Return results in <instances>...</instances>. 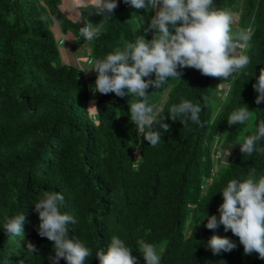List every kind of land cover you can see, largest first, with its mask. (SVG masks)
Here are the masks:
<instances>
[{
  "label": "trees",
  "instance_id": "obj_1",
  "mask_svg": "<svg viewBox=\"0 0 264 264\" xmlns=\"http://www.w3.org/2000/svg\"><path fill=\"white\" fill-rule=\"evenodd\" d=\"M118 5L105 30L88 42L89 62L134 42V16L143 24L148 20L144 10L123 0ZM214 5L235 8L237 22L253 27L245 50L251 62L227 81L180 70V79L153 105L163 107L167 117L170 106L183 99L198 103L204 127L168 118L171 131L151 147L130 121L125 97L90 92L95 71L88 76L60 60L54 23L60 33L78 30L84 40L60 0H0V264H49L53 242L38 235L34 203L51 190L63 194L61 211L77 220L70 236L92 250L86 264H99L95 253L106 251L112 237L131 247L139 264L142 243L155 246L161 264H264L255 252L245 255L239 238L223 225L215 231L205 227L207 215L219 217L220 191L230 180L253 171L256 179L264 176V153L243 155L238 145L264 120V102L255 103L252 87L264 67V0H214ZM243 106L252 111L251 120L229 126L227 117ZM248 123V133L238 140ZM259 143L264 147V140ZM231 147L226 162L223 152ZM21 213L24 238L6 236V219ZM213 235L232 239L237 248L213 254L207 247ZM28 241L37 253L27 251Z\"/></svg>",
  "mask_w": 264,
  "mask_h": 264
},
{
  "label": "clouds",
  "instance_id": "obj_2",
  "mask_svg": "<svg viewBox=\"0 0 264 264\" xmlns=\"http://www.w3.org/2000/svg\"><path fill=\"white\" fill-rule=\"evenodd\" d=\"M123 2L136 10H154L155 14L145 20L146 26L144 23L141 29L144 34L137 35L134 42H128L123 48L108 53L104 59L90 61L86 69H81V72L95 71L97 74L93 93H114L121 98L131 96L132 99L128 101L129 119L134 123L142 141L146 140L151 147L158 146L163 134L171 131L170 124L165 122L168 118L173 122L179 120L183 125L191 121L204 127L200 115L203 108L200 104L183 99L179 104L170 106L166 117L163 107L149 103L148 89L152 87L159 90L169 78L180 79V70L184 68L196 69L204 76L221 78L222 81L233 78L251 62L245 50L251 47L253 27L234 31L236 14L216 8L214 0ZM82 6L84 10L80 12L79 24L83 22V26L79 27V32L85 41L91 42L105 30L106 19L114 16V10L119 6L118 0H83ZM83 13L98 14L103 19L94 25ZM149 33L151 39L146 38ZM222 86L225 89L226 86ZM252 87L257 93L255 103L259 105L264 102V67L260 69ZM251 116L252 111L243 106L233 111L227 117V122L229 126L242 125ZM262 140L264 120L259 121L253 135L238 144L240 152L248 156L264 153V147L259 143ZM232 147L223 152L226 162ZM216 151L212 155L215 158ZM140 158L137 156L135 161ZM205 181L209 183L210 179ZM220 193L223 202L217 209L219 217L215 214L207 215L205 227L215 231L223 225L226 232L230 230L239 238L245 255L255 252L259 259L264 260V176L256 179L253 171L242 180L232 179ZM63 201L62 193L51 190L45 191L42 198L34 203L39 218L38 235L53 242L54 255L48 257L49 264H59L61 259L66 264H86L87 259L93 255L92 250L78 238L70 236V225H75L77 220L61 211ZM25 219L24 213L7 218L3 224L6 236L23 239ZM26 246L30 253L39 251L30 241L26 242ZM207 247L218 255L233 251L237 244L226 236L213 235L207 241ZM137 250L144 264H161V256L154 245L142 243ZM132 251L122 239L112 237L107 250H98L95 256L99 264H139L138 257L132 255Z\"/></svg>",
  "mask_w": 264,
  "mask_h": 264
},
{
  "label": "rangeland",
  "instance_id": "obj_3",
  "mask_svg": "<svg viewBox=\"0 0 264 264\" xmlns=\"http://www.w3.org/2000/svg\"><path fill=\"white\" fill-rule=\"evenodd\" d=\"M83 0H60V7L62 8V9H64V11L66 12V14L69 16V18H71L72 20H76V21H78V23H77V27H78V29H79V27H82V26H79V17H78V14L80 15V12L81 11H83L84 9H83ZM235 10V8H231V9H228V10H226V11H231V12H233ZM238 12V11H237ZM237 12L235 13V12H233V13H235L236 14V17H237ZM145 14H146V18L147 19H150V17L151 16H153L154 14H155V11L154 10H149L148 12H145ZM83 15H85V16H88V19L90 20V22H92L94 25L95 24H98L101 20H102V16L101 15H98V14H92V15H88V13H83ZM75 17V18H74ZM133 18V17H132ZM133 21H132V24H131V28H132V30H133V32L135 33V35L137 36V35H143L144 33H143V31L141 30L142 29V26L144 25L143 24V21H137L136 19H135V16H134V18L132 19ZM51 28H52V31H53V33H54V36H55V39H56V47H57V49H58V51H59V57H60V60L62 61V62H65V63H68V58H67V56H66V54H64L63 53V50L67 47V45H68V40H69V38H72L71 36H73V37H75L74 35H76V37L74 38V41H73V43H74V49H75V46H76V48H77V51L80 49V44H79V42H80V38H78L79 36V33H77L78 32V30H68V32H66L65 33V35L63 34V33H60L59 32V30H58V26H57V24L56 23H54L52 26H51ZM243 28V26H242V23L241 22H237V20L235 21V23H234V25H233V30L234 31H238L239 29H242ZM73 32V33H72ZM72 34V35H71ZM67 35V36H66ZM150 35H151V33H150ZM69 36V37H68ZM136 36H135V38H136ZM151 38H152V35H151ZM58 39H60L59 41H58ZM135 40V39H134ZM79 44V45H78ZM84 47V46H83ZM82 48V47H81ZM85 48V47H84ZM83 48V50H82V61H84L85 63H86V60H87V56H89L88 54V52L86 51V49H84ZM85 54H87V55H85ZM153 79H154V75H153V77H152ZM219 79H221V78H218V80ZM176 80V78H169L168 79V81L159 89V90H156V89H154V88H152V87H150L149 89H148V92L150 93L149 94V97H148V99H149V103H151V104H155L156 102L155 101H157L158 99L157 98H160L161 97V95H162V93H163V91L167 88V86H170L174 81ZM94 84H95V82H92V81H90L89 82V84H88V88H89V91L90 92H92V89H93V87H94ZM217 88L218 89H220L221 88V85L219 86V85H217ZM222 88H223V86H222ZM219 93V92H218ZM222 93V92H221ZM223 93H224V91H223ZM222 93V94H223ZM216 95H217V92H216ZM91 97H93V96H91ZM221 98H222V96H221ZM90 99H92V98H90ZM125 99H126V102L128 103V101L129 100H131L132 99V97L131 96H125ZM155 102V103H154ZM210 104H211V106H212V108H213V110L216 108L215 106H216V102H215V98H214V96L213 97H211L210 98ZM250 120H251V118H250ZM248 131H249V123L246 125V126H244V128L242 129V132L238 135V140H241L244 136H245V134H247L248 133ZM222 135V132L221 133H219V136H221Z\"/></svg>",
  "mask_w": 264,
  "mask_h": 264
},
{
  "label": "crops",
  "instance_id": "obj_4",
  "mask_svg": "<svg viewBox=\"0 0 264 264\" xmlns=\"http://www.w3.org/2000/svg\"><path fill=\"white\" fill-rule=\"evenodd\" d=\"M78 17H79V14H78ZM102 19H103V17H102ZM81 25H83V22H81L80 24H79V26H81ZM64 35H65V33H64ZM72 35V34H71ZM67 36V35H66ZM69 37V36H68ZM72 38H69V42H68V45H67V47L63 50V53L64 54H66V56H67V58H68V63L69 64H71V65H75L76 67H78V68H80V69H82V68H84V69H86L88 66H89V60H88V56H87V60H86V63L84 62V61H82V50H83V48L84 49H86V51L88 52V47H89V44H88V42L87 41H85V40H82V39H80V42H79V44H80V49L77 51V48H76V46H75V49H74V43H73V41H74V38L75 37H73V36H71ZM60 40V39H59ZM78 44V45H79ZM84 46V47H83ZM82 47V48H81ZM85 55H87V54H85ZM93 72L94 71H89V72H87V73H85L86 75H92L93 74Z\"/></svg>",
  "mask_w": 264,
  "mask_h": 264
},
{
  "label": "built area",
  "instance_id": "obj_5",
  "mask_svg": "<svg viewBox=\"0 0 264 264\" xmlns=\"http://www.w3.org/2000/svg\"><path fill=\"white\" fill-rule=\"evenodd\" d=\"M217 155H218V152L216 151V152H215V156H217ZM208 180H209V179H208Z\"/></svg>",
  "mask_w": 264,
  "mask_h": 264
}]
</instances>
